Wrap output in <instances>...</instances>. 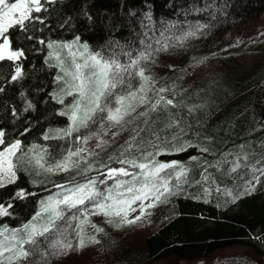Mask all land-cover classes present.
<instances>
[{
    "label": "trees",
    "instance_id": "trees-1",
    "mask_svg": "<svg viewBox=\"0 0 264 264\" xmlns=\"http://www.w3.org/2000/svg\"><path fill=\"white\" fill-rule=\"evenodd\" d=\"M45 7L47 11L33 13L45 19L44 25L34 26L40 31L30 32L36 39H23L15 28L8 33L13 49H25L26 59L16 62L22 63L25 78L8 83L14 62H0V84L4 85V92L0 93V129L5 132L6 141L19 139L25 149L24 154L14 158L18 178L0 187V204L7 207L10 200L12 204L8 208L11 215L0 217V226L19 228L35 216L40 201L46 200L48 194L63 191L52 181L53 173L46 170L47 166L63 159L85 129L80 128L71 137L57 131L71 125L69 115L56 114L64 107L48 95L62 87L54 77L63 73L59 67L48 66L58 62L49 56L50 49L37 42L39 39L62 41L79 37L93 51L103 50L105 55L119 53V45L132 50L135 56L144 48L142 40L145 44L151 42L153 48L159 47L157 39L176 46L185 33L196 31L197 25H207L196 31L192 49L177 56L176 63L172 64L165 55L174 46L156 54L155 63L147 62L145 75L150 81L136 78L131 82L134 90L144 85L135 100L147 94L148 87L155 89L145 102L146 115L139 116L130 137L109 152L79 159L72 166L77 173L60 178V185L72 188L94 179L98 187L104 181V190L111 188L115 196L124 188L118 189L116 179L106 177L107 168L122 165L117 162L119 159L147 163L142 153H155L152 145L157 144L161 154L151 159L177 161L187 171L179 180L174 170L160 174L161 179L168 180L173 194L164 192L160 196L153 231L137 236L106 231L102 246L104 264H153L155 260L172 257L187 262L233 246L245 250L220 264H264V175L254 171L264 169V34L244 45L243 51L254 56L251 65L223 58L217 68L194 80L187 79L191 56H203L205 49L221 43L242 23L252 21L264 9V0H54ZM145 13H151L154 31L144 27ZM169 23L176 27L163 31ZM145 32L151 40L145 38ZM63 55L64 60H70L67 50H63ZM126 60L120 55L121 63ZM157 63L169 69L159 86L152 74L146 72ZM162 87L168 91L159 93L157 90ZM21 93L26 94V99ZM161 96L164 100L156 105ZM167 99H172L173 104H166ZM27 101L35 105L34 110L22 111ZM152 105H156L155 109ZM13 108L16 117L12 115ZM26 128L30 131L21 135ZM47 131L49 136L61 138L46 140L43 137ZM181 144L191 147L175 151ZM205 148L206 152L201 151ZM41 156L43 168L35 163ZM237 162L240 166L232 171ZM123 166L131 172L139 171L128 164ZM31 169L37 176H33ZM99 175L103 178L98 179ZM253 176H258L259 181L253 180ZM143 182L141 177L133 183L139 187ZM20 190H24L25 196L12 199ZM46 220L47 216L39 222Z\"/></svg>",
    "mask_w": 264,
    "mask_h": 264
},
{
    "label": "snow or ice",
    "instance_id": "snow-or-ice-1",
    "mask_svg": "<svg viewBox=\"0 0 264 264\" xmlns=\"http://www.w3.org/2000/svg\"><path fill=\"white\" fill-rule=\"evenodd\" d=\"M53 2L54 0H43V3L42 0H15V2L10 3L9 0H0V62H14L12 74L7 81L8 83L20 82L27 75L22 67V63H16L17 61L26 59L25 49L20 47L13 49L12 39L8 35L9 30L15 28L23 34V39L30 41L36 39L30 32L33 30L40 31L41 29H35L34 26L37 23L44 25L45 19L42 16L33 15V13L47 11L45 5ZM145 20L147 24L144 27L148 28L149 31H154L151 13H145ZM175 27V24L169 23L163 31H172ZM205 27L207 25H197L196 31H200ZM196 31L185 33L180 38V43L189 36H195ZM144 35L146 39L151 40L147 32ZM37 42L45 45L48 49L54 50L49 53V56H55L59 63L55 65L49 64L48 66L59 67L61 73H63L54 77V81L60 82L62 87H59L58 91L54 90L48 93V95L56 103L64 105V109L59 110L56 114L60 116L70 115L73 126L67 130L57 131H62L64 136H71L73 131H79L80 128L87 129L92 125H96L98 131L78 138L85 144L90 139H98L101 134L106 133L108 129L105 128V124H108L109 129L115 127L124 121L125 116L130 115L135 110L131 105L128 108L123 107L125 100L135 99L137 91L142 92L144 89L143 83L139 86V89H132V80L140 78L144 82L150 81L151 78L145 75L147 62L155 63L156 54L166 51L170 46H174L157 39L155 43L159 44V47L153 48L151 42L145 44V41L142 40L141 44L144 45L143 50H138L137 55L133 56L132 50H125L119 45H117L120 48L119 53L114 51L110 55H105L103 50L89 51L88 45L84 44L81 46L83 49L81 62H76V52L73 51V46L79 42V37H76L72 43L45 41L44 39H39ZM63 49H68L70 56V63L68 64L65 63L61 56L57 55V51ZM120 55L127 57L124 63H121ZM157 91L164 93L168 89L162 87ZM3 92L4 85L0 84V93ZM21 95L26 99V94L21 93ZM67 97H72V100L66 105L65 99ZM163 100L164 97L161 96L156 101V105ZM143 102L142 99L141 103ZM165 102L168 105L173 104L172 99H167ZM156 105H152V108L155 109ZM34 108L35 105L31 101H27L22 111L27 112L34 110ZM12 115L14 117L18 115L15 108L12 109ZM139 115L144 116L146 113H140ZM28 131L30 129L26 128L21 135H24ZM43 138L47 140L61 137L45 135ZM101 143L104 142L101 141ZM21 145L22 141L19 139L6 141L4 130L0 129V146H3L0 149V187L14 183L17 179V166L13 163L12 158L21 151ZM99 146L98 144L97 147ZM131 147L134 146L130 145ZM152 147L156 150L155 153L147 150L142 153L143 159L147 163H137L135 160L128 159H119L117 161L119 164H128L131 168L139 169L138 172H131L124 167L110 168L108 170L109 179H116L117 188H124L123 192L118 191L113 196L111 188H108L106 191H100L97 189L96 180L94 179L78 183L72 188L58 185L57 187L63 189V191L50 195L46 200H41L40 209L30 221L23 223L19 228H9L7 225L0 226V264H34L30 260V257L37 253H39L41 260L47 264L48 257L67 254L73 247L72 241L67 238L71 221L80 219L77 213H80L84 217V220H87L89 205L93 209V214L103 212L104 215L109 217H120L118 221H115L117 227L124 223L130 225L141 219L140 216L129 219V214L124 209L127 207L131 211H136L137 209L131 208V205L139 201L140 211H143L146 200L158 201L164 192L173 194L172 190L169 189L168 180L161 179L160 174L166 172V170H174V175L179 180L187 171L177 161L159 162L151 159L154 155L161 154L159 145L153 144ZM173 147L175 146L173 145ZM187 147H191V145L181 144L178 148H175V151L182 152ZM81 151H84V149L80 148L75 152H69L68 156L79 155ZM201 151L206 152L207 149H201ZM45 152H47L46 149ZM191 159L195 160L196 157H191ZM42 160L43 156L36 159L35 163L38 167H44ZM239 166L238 162L235 163L232 171H235ZM54 168L63 171L68 170L63 162L55 163ZM54 168L49 166L46 170L52 172ZM254 171H259L261 175H264V169H254ZM117 177H128L129 180ZM141 177H143L144 182L137 187L133 182H138ZM253 180L258 182L259 177L253 176ZM101 183H104V181H101ZM248 183L252 184V181ZM126 193L130 195H126ZM28 195H32V193H28ZM24 196V190H20L14 194L12 199L23 198ZM80 206H84L83 211H81ZM147 206L151 207L152 204L149 203ZM11 207V200L8 202L7 207L4 204H0V217L10 216L11 213L8 211V208ZM72 209H76V212L66 217V213ZM105 209H108V211L105 212ZM45 216H47V220L41 224L39 221ZM59 221H63L65 226H61L58 223ZM83 222L82 220L81 224ZM108 222L113 223L114 221L109 219ZM92 227L98 232H103V228H98L95 225H92ZM73 231L76 232L78 237V250L82 249L86 246L85 240L80 235L83 229L78 226ZM42 242L46 245L45 248L41 247ZM88 242L99 243L100 241L90 238Z\"/></svg>",
    "mask_w": 264,
    "mask_h": 264
},
{
    "label": "rangeland",
    "instance_id": "rangeland-1",
    "mask_svg": "<svg viewBox=\"0 0 264 264\" xmlns=\"http://www.w3.org/2000/svg\"><path fill=\"white\" fill-rule=\"evenodd\" d=\"M9 2L10 3L15 2V0H9ZM261 34H264V9L252 21L244 22L239 26L237 30L229 32L228 36H226V38L221 43L213 46L212 48L205 49L203 56H199L196 54L192 55L191 60L193 61L189 66L190 70L188 71L189 73L187 79L189 81L194 80L199 76V74L217 68L221 62V59L223 58H235L237 60L245 61L247 63V66L251 65L254 62V56L250 53L243 51V48L247 41H249L252 38L259 37ZM75 39L76 37L62 41L56 40V42L72 43L73 41H75ZM193 42H194V37L192 36L188 37L187 39L182 41V43L172 47L170 51L165 53V55H168L170 57V61H172V64L176 63L178 61L177 56H181L182 53H186L187 52L186 49L188 48L192 49L191 47ZM84 44L87 43L79 38V42L74 44L73 46V51L76 52V62H81V53L83 52L81 46ZM88 49L89 51H93L89 46ZM63 50L68 51V49H63ZM63 50L57 51V55L61 56L62 59H64ZM50 51L53 52L54 50L50 49ZM53 57L55 58V56ZM64 61L66 64L70 63V60L69 61L64 60ZM168 71H169L168 67L157 63L152 65L146 72L148 75L152 74V77L155 79L157 86H159L161 84L162 77ZM148 88L149 89L147 90V94L145 93L141 97V99L125 100L123 107L128 108V106L131 105L132 107H134L135 110L132 111L130 115L125 116L124 121L121 124L116 125L115 127H111L109 129L108 124H105V128L108 130L106 131V133L101 134L98 139L97 138L90 139L86 144L83 143L82 140L78 139L79 137L88 136L90 135V133L98 131L96 125H92L90 126V128L87 129L85 128L82 131V133L76 138V141L73 143V146L69 149V151L64 156V158L61 159L60 161L55 162V163L63 162L68 168L67 171L55 169L54 168L55 163L49 165L54 168V170L52 171L53 173L52 181L56 182L57 186L62 183L59 180L60 178L68 177L69 174L77 173L78 170L74 169L72 166L73 164H76L79 159L88 160V158H90L91 156L101 155L104 154L105 152H109L110 150L115 148L116 145L124 142L127 138L130 137L135 120L140 116L139 115L140 113L144 112L146 105L145 102L149 99L150 94L155 90L154 88H150V87ZM142 99L144 101L143 103H141ZM71 100L72 97H67L65 99V104L67 105L68 102ZM62 106L64 107V105ZM70 123H71L70 127H72L73 124L71 119H70ZM76 132L78 131H73L72 134ZM114 133L116 134L114 135ZM49 134L50 133L47 131L45 135H49ZM101 141H103L104 143H101ZM98 144L100 145L99 147H97ZM2 148L3 146H0V149ZM80 148L84 149V151H81L79 155H75L71 157L68 156L69 152H75L77 149ZM24 153H25V149H23L21 145V151L18 152L16 155L20 156L21 154ZM37 156L38 154L36 155V157ZM66 157L67 159H65ZM14 158L15 157L12 158L13 163H14ZM166 162H171V161H166ZM120 167H124L130 171V169L127 166L111 165L106 170L107 172L106 177H108V170L110 168H120ZM31 172L34 177L37 176L36 173H33L32 169ZM101 176L99 175L98 179H100ZM16 177L18 178V169L16 170ZM106 184L107 183L101 184V186H98L97 189H99L100 191H106L104 190ZM54 194L56 193L52 192L48 194L47 197ZM149 203L152 204L151 207L147 206ZM160 206L161 203L159 202V200L152 201L151 199H149L144 202V210L140 211V202L137 201L135 204L131 205V208L137 209L136 211H131V209L127 207L124 209V211L128 212L129 219H132L136 216H140L141 219H139L137 222L133 224L129 225L127 223H124L121 226L117 227L115 221H118L120 217H115V216L109 217L107 215H104L103 212H98V214H93V209L91 208V205H89L87 220H84V217L80 215V213H77V215L80 216V219L71 221V227L68 228L67 238L72 241V245H73L72 250L65 255L48 257L47 264H104V257H103L104 255H103L102 246H103V242L105 241L106 231L110 230L112 231L113 234L120 235L125 233L126 235H131V236H137L138 234H148L151 231H153L154 223L156 221L155 216ZM80 208L81 211L84 210V206H80ZM104 211L106 212L108 211V209H105ZM75 212L76 209H72L71 211L66 213V217L71 216ZM109 219H112L114 222L109 223L108 222ZM82 220L84 221L83 224H81ZM59 224L61 226H65L63 221H60ZM92 225H95L98 228H103V232L96 231V229L93 228ZM78 226L83 229L80 235L83 237V239L86 242V246L79 250H78V237L76 232L73 231V229H76ZM90 238H95L100 242L89 243L88 241L90 240ZM53 239H55V237H53ZM41 247L45 248L46 245L42 242ZM244 250L245 249L242 246H233V247L224 248L215 255L203 259H196L193 261L186 262V261H181L175 257H172V258L155 260L153 264H220L222 262L227 261L233 255H238V254L240 255L242 252H244ZM30 260L33 261L34 264H45V262L41 260L39 253L30 257Z\"/></svg>",
    "mask_w": 264,
    "mask_h": 264
}]
</instances>
